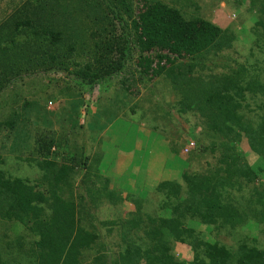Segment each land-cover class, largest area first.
Returning <instances> with one entry per match:
<instances>
[{"label":"trees","instance_id":"1","mask_svg":"<svg viewBox=\"0 0 264 264\" xmlns=\"http://www.w3.org/2000/svg\"><path fill=\"white\" fill-rule=\"evenodd\" d=\"M98 4L118 23L121 33L111 44L97 45L96 52H92L81 66L75 63L74 57L81 51L76 38L82 35L72 25L75 19H69L71 9L64 0H24L19 8L13 9L0 26V54L13 53L12 49L19 50L18 46L30 53L26 56L29 51L20 52L22 59L24 55L27 57V62L15 58L12 76L20 78L22 74L37 71L65 73L73 76L74 82L81 87L99 86L105 91L111 88L115 77L129 61L131 51L135 50L143 73L152 72V66L163 61L169 63L167 70L164 71V66L159 70L170 78L172 88L181 95L182 106L201 112L209 124L208 131L222 137L219 155L206 171H183L182 181L165 180L157 184L155 191L164 196L160 208L169 211L168 217L146 214L145 218L138 216L127 221L128 230L134 229L137 238L131 240L127 231L122 233L125 248L119 256L121 264H264V241L251 244L252 238L240 234L250 222L249 216L264 224V183L252 191L250 202L254 208L251 206L247 210L236 206L228 193L230 190L240 192L246 185L264 178V111H254L249 102L261 98L262 91L254 80L264 79V74L240 66L222 74L208 71L206 80L200 77L201 80L196 82L197 77L187 78L190 70L185 69L203 67L208 60L212 61L219 53L231 48L236 36L230 29H222L200 17L186 18L180 10L161 0H141L131 25L110 0H99ZM250 7L257 14L251 28L253 43L264 64V0L258 5L255 0H250ZM96 17L99 18L96 12L85 16L91 21ZM114 55L115 59L112 58ZM22 63L28 67H19ZM75 65L80 67L74 68ZM154 71L152 76H157ZM78 104L74 101L75 106ZM16 124L18 119L14 115L0 122V128L13 130ZM242 138L249 150L263 161V167H250L238 152L236 146ZM189 140L194 142L197 151H206L205 147L200 148L199 136L190 133ZM35 143L36 153L40 156L37 166L42 172L41 179L35 184L7 176L0 169V221L20 224L30 232L32 264H81L82 250L97 236L80 223V211L71 190L67 197L62 195L70 169L48 160L53 139L39 134ZM211 144L208 149L213 154L215 142ZM171 150L176 151L173 147ZM80 159L82 168L86 167L84 152ZM94 161L99 162V159ZM2 163L0 157V165ZM87 176L85 174L84 179ZM98 178H102L105 187L108 185L107 178L100 175ZM68 188L72 189V186ZM100 193V189L96 191V194ZM107 195L109 199L116 197L110 191ZM76 198L80 203L82 197ZM139 202L135 199L138 212ZM192 221L212 227L216 240L212 243L205 240L201 231L189 227L188 223ZM223 232L232 239L230 247L217 239V234ZM177 243L190 249V261L174 256L173 247ZM120 261L119 258L116 262L111 259L110 264ZM0 264L6 263L0 258Z\"/></svg>","mask_w":264,"mask_h":264},{"label":"rangeland","instance_id":"2","mask_svg":"<svg viewBox=\"0 0 264 264\" xmlns=\"http://www.w3.org/2000/svg\"><path fill=\"white\" fill-rule=\"evenodd\" d=\"M23 1L0 0V26ZM98 1L64 0L71 9L69 19H75L72 25L82 35H76L77 46L81 51L74 57L75 63L80 66L92 52H96L97 45L103 47L106 43L111 44L121 33L118 23L102 10ZM110 1L131 25L141 0ZM161 1L180 10L186 18H203L222 29H230L236 36L232 47L219 53L212 61L208 60L204 68H184L190 70L187 78L197 77L196 82H199L200 77L206 80L208 71L222 74L229 68L240 66H246L251 71L257 69L259 74H264V64L259 60L262 57L255 48L251 34L257 14L250 7V0ZM259 1L255 0L257 5ZM92 12L98 13L99 18L92 21L86 19V14ZM129 31L134 41L133 28L130 27ZM18 48L12 49L13 53L0 54V122L14 115L18 119L13 130L4 126L0 128V157L3 160L0 169L7 176L35 184L42 177L37 166L40 156L35 150V139L39 134L51 137L53 147L48 160L64 164L70 169L62 195L67 197L71 190L80 211V223L97 236L90 246L82 250L81 264H110L111 259L116 262L118 258L120 261L119 256L125 248L122 233L127 231L131 240L137 238L134 229L128 230L127 221L135 220L138 216L145 218L146 214L169 216L168 210L160 208L164 196L155 191L157 184L165 180L182 181L183 171H206L219 155L222 137L208 131L209 124L201 112L182 106L181 95L172 88L170 78L159 70L162 66L164 71L170 67L165 61L153 65L152 72L143 73L138 52L132 50L129 61L115 77L111 88L102 91L99 86L81 87L74 82L73 76L65 73L37 71L22 74L20 78L12 76L15 58L22 59L20 52L29 51L23 46ZM26 56L23 59L27 62ZM80 66L75 65L74 68ZM19 67L28 65L22 63ZM153 68L157 76H152ZM248 79L253 81L251 77ZM254 82H257L262 92L261 98L255 102L249 101L250 107L262 112L264 79L258 78ZM74 101L79 106H75ZM190 133L199 136L202 141L200 148L205 147V152L197 151L195 144L185 152ZM212 142H215L213 154L208 149ZM172 147L176 151H172ZM236 147L252 165L249 158L251 152L245 139L242 138ZM83 152L86 156L84 168L80 159ZM97 158L99 162L94 161ZM85 174L89 175L84 179ZM99 175L108 179L106 187L102 178H98ZM262 183L263 177L246 185L240 192L230 190L228 193L241 209L254 208L250 202L252 191ZM70 185L72 189L68 188ZM99 189L101 193L96 194ZM109 191L114 192L119 200L116 197L109 199ZM77 196L82 197L80 203ZM135 199L140 200L139 212ZM248 221L240 234L252 238L251 244L264 241V224L250 216ZM188 225L190 227V223ZM195 229L201 231L208 242L216 240L212 227L202 225ZM217 239L228 247L233 244L225 232L218 233ZM16 240L21 242L16 243ZM32 241L30 232L24 226L0 221V258L6 264H32L29 256ZM180 248L181 244H174L173 254L183 260ZM121 263L122 260L118 264Z\"/></svg>","mask_w":264,"mask_h":264},{"label":"crops","instance_id":"3","mask_svg":"<svg viewBox=\"0 0 264 264\" xmlns=\"http://www.w3.org/2000/svg\"><path fill=\"white\" fill-rule=\"evenodd\" d=\"M249 158H251V161H252V165L248 163L250 165V167H252V166H253L252 168L258 167V166L263 167V165H262L263 161L258 156H256L254 153L251 152V155H249ZM201 226L202 225L195 223L193 221L190 222V227L198 228ZM180 250H181L183 260L190 261V251H189L188 247L181 245Z\"/></svg>","mask_w":264,"mask_h":264},{"label":"built area","instance_id":"4","mask_svg":"<svg viewBox=\"0 0 264 264\" xmlns=\"http://www.w3.org/2000/svg\"><path fill=\"white\" fill-rule=\"evenodd\" d=\"M49 104H51V103H49ZM191 147H194V142L191 141V140H189V141L187 142V147H185V152H187V151L189 150V148H191ZM52 150H53V149H52Z\"/></svg>","mask_w":264,"mask_h":264}]
</instances>
